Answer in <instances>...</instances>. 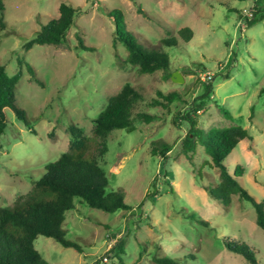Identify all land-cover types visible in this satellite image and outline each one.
<instances>
[{
  "label": "rangeland",
  "instance_id": "374dc122",
  "mask_svg": "<svg viewBox=\"0 0 264 264\" xmlns=\"http://www.w3.org/2000/svg\"><path fill=\"white\" fill-rule=\"evenodd\" d=\"M2 2L7 26L1 31L0 64L9 75L22 70L16 101L36 132L11 108L5 109L7 127L0 137V206H11L28 192L46 165L68 150L71 123L92 138L91 151H95L94 119L125 84H132L144 97L134 108L135 117L139 112L155 115L150 122L137 119L134 131L112 130L107 152L100 157L108 190L121 194L131 208L111 213L76 198V207L66 212L62 229L82 250L38 235L35 247L49 264H155V255L181 264H249L241 254L226 248V240L245 242L264 263V230L256 223L254 207L238 195L229 205L213 198L206 187L216 186L220 176L211 165V156L201 144L192 159L183 150L189 130L183 116L198 105L205 131L233 125L247 128L253 138L241 140L225 164L232 174L241 165L242 185L258 201L264 200V0ZM61 2L82 9L67 41L36 44L25 50V42L59 15ZM114 9L123 11L127 27L139 43L170 56L171 72L178 71L182 82L174 81L172 73L166 77L163 70L141 73L136 65H122L128 51L115 40V24L108 15ZM247 18L258 21L250 26ZM186 26L194 32L188 41L179 35ZM78 35L89 49L76 48ZM168 37L176 38L178 44L166 45L163 39ZM26 63L33 65L44 86L30 80ZM206 82L212 83L213 91L204 98ZM174 91L180 98L170 110L151 105L154 99L163 100L159 92ZM222 107L232 117H226ZM158 140L171 144L167 158L151 153ZM153 183L158 188L154 199L147 196ZM120 238L125 240L124 262L107 255Z\"/></svg>",
  "mask_w": 264,
  "mask_h": 264
},
{
  "label": "trees",
  "instance_id": "16d2710c",
  "mask_svg": "<svg viewBox=\"0 0 264 264\" xmlns=\"http://www.w3.org/2000/svg\"><path fill=\"white\" fill-rule=\"evenodd\" d=\"M254 6L257 10V3ZM81 10V7L61 2L59 15L43 24L37 34L25 42L24 49L29 50L36 44L59 45L67 41V34ZM138 10L144 13L140 6ZM4 11V3L0 0V37L1 31L7 26ZM108 15L115 24V40L123 43L128 51L123 66L129 63L136 65L141 73L163 70L166 77L171 75L170 56L167 53L149 50L139 43L136 35L128 29L122 10L114 9L109 11ZM247 21L251 26L258 20L247 18ZM193 34V30L188 26L179 30V35L186 41L190 40ZM78 40L76 48H90L84 44L80 35ZM163 42L166 45L178 44V40L173 37L164 38ZM26 67L30 73V80L44 86V81L37 76L33 65L26 63ZM21 76L22 70L9 75L5 66L0 64V137L7 127L6 108H11L18 119L31 131L36 132L26 111L16 101L15 89ZM212 91V83H204L203 97H209ZM159 94L163 100L154 99L151 105H161L168 110L171 109V104L180 98L179 93L175 91ZM143 99V94L130 83L125 84L119 92L110 97L106 107L94 119V137L98 139L95 151H91L92 138L88 137L79 125L75 123L69 125L68 150L46 165V171L38 179L33 180L28 192L18 196L11 206H0V264H49L35 247L34 241L38 235L52 237L63 246L81 251V245L66 238L62 229L66 212L76 207V198H80L90 207L111 213L131 208L121 194L108 190L109 181L105 169L100 164V157L107 152V138L112 130L123 128L131 132L137 128L135 123L137 119L150 122L155 118V115L146 112H139L136 115L138 118L135 117L134 108ZM201 108V105L193 107L192 111L183 116L189 124L188 133L183 140L184 153L192 159L197 145H203L211 156V165L219 170L220 176L216 186L206 187L209 194L224 205H229L234 195L249 201L255 209L257 225L264 230V200L258 201L242 185L240 179L244 170L241 165H237L232 174L225 164V159L239 142L243 139H252V134L242 125L212 127L205 131L198 117ZM222 111L226 117H232L227 108L222 107ZM170 149L169 142L158 140L154 142L151 153L167 158ZM157 194L158 188L153 183L152 188L147 191V196L154 199ZM199 222L209 225L204 219H200ZM224 244L230 251L241 254L249 264H264L245 242L226 240ZM124 245L125 240L118 239L107 255L111 257L115 255L123 261ZM153 261L155 264H181L174 258L162 255H155Z\"/></svg>",
  "mask_w": 264,
  "mask_h": 264
},
{
  "label": "water",
  "instance_id": "95a60500",
  "mask_svg": "<svg viewBox=\"0 0 264 264\" xmlns=\"http://www.w3.org/2000/svg\"><path fill=\"white\" fill-rule=\"evenodd\" d=\"M171 77H172V79L174 81H177V82H182L184 80L183 77H182V75L178 71L173 72L172 75H171Z\"/></svg>",
  "mask_w": 264,
  "mask_h": 264
},
{
  "label": "built area",
  "instance_id": "2783aa9c",
  "mask_svg": "<svg viewBox=\"0 0 264 264\" xmlns=\"http://www.w3.org/2000/svg\"><path fill=\"white\" fill-rule=\"evenodd\" d=\"M208 78H210V76Z\"/></svg>",
  "mask_w": 264,
  "mask_h": 264
}]
</instances>
